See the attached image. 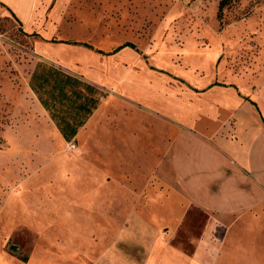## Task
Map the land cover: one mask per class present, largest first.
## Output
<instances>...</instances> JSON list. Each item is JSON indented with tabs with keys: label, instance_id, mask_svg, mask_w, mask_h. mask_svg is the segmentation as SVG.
Segmentation results:
<instances>
[{
	"label": "rangeland",
	"instance_id": "rangeland-1",
	"mask_svg": "<svg viewBox=\"0 0 264 264\" xmlns=\"http://www.w3.org/2000/svg\"><path fill=\"white\" fill-rule=\"evenodd\" d=\"M219 1L64 4L58 23L70 28L58 31L54 39L68 32L73 36L65 38L69 42L88 43L107 57L124 43L135 46L109 56L113 60H103L110 77L100 83L107 94L92 121L71 141L62 138L28 86L38 61L57 63L36 53L40 38L26 33L0 3V247L6 255L21 259L31 252L50 251L61 256L62 242L57 238L68 231L94 237L98 232L110 242L111 233L125 232L132 225L95 224L99 218L125 217L144 208L154 211L164 203L158 160L168 148L162 133L173 128L168 131L164 111L151 97L156 99L166 89L154 87L144 100L142 89H128L127 72L151 71L155 83L164 75L184 91L187 86L231 80L242 88L256 84L264 106V0H229L221 16ZM117 184L122 187L118 197ZM68 219L85 224L65 222ZM206 220L205 212L189 206L180 223L156 226L162 232H176L172 242L190 252ZM71 260L78 262V255ZM55 263L63 259L56 256Z\"/></svg>",
	"mask_w": 264,
	"mask_h": 264
},
{
	"label": "crops",
	"instance_id": "crops-1",
	"mask_svg": "<svg viewBox=\"0 0 264 264\" xmlns=\"http://www.w3.org/2000/svg\"><path fill=\"white\" fill-rule=\"evenodd\" d=\"M70 1L0 0V3L17 18L26 33L40 38L35 42L36 53L57 65L47 63L106 91L100 82L110 77V73L103 60H113L109 56L135 46L124 43L106 53L107 57L88 43L69 42L65 38L73 36L68 32L54 39L58 31L69 27L59 24L58 18L64 4ZM137 63L141 60L137 59ZM125 79L128 89H142L144 100L149 99L145 94L152 88L166 89L156 99L151 97L157 101L159 111L163 109L168 131L173 128L162 133L168 148L158 160V171L164 181V189L160 190L164 203L154 211L144 208L125 217L117 214L99 218L95 224L132 225L125 232L111 233L110 242H104L107 237L102 238L98 232L94 237L87 232L68 231L57 238L58 243L62 242L61 256L50 251L31 252L24 256L27 258L24 261L6 255L0 247V264H60L55 263L56 256L63 259L61 264H72L75 254L79 261L73 264H264V106L259 101L257 85L248 88L242 84V88L231 80L226 84L187 86L184 91L175 83L169 84L164 75L152 82L155 74L145 70L137 74L127 72ZM29 89L42 106L30 86ZM100 107L101 102L80 129L92 121ZM121 190L117 184V197ZM118 203L117 199V207ZM189 206L205 212L207 220L194 248L186 252L172 242L176 232H162L156 225L180 223L184 208ZM76 220L65 222L85 224ZM94 249L100 251L94 253ZM225 257L226 262H221Z\"/></svg>",
	"mask_w": 264,
	"mask_h": 264
},
{
	"label": "trees",
	"instance_id": "trees-1",
	"mask_svg": "<svg viewBox=\"0 0 264 264\" xmlns=\"http://www.w3.org/2000/svg\"><path fill=\"white\" fill-rule=\"evenodd\" d=\"M228 2L219 1L218 16ZM126 45L133 46L131 43ZM28 83L66 141L75 138L107 94L104 89L44 61L36 63ZM26 259L22 257V260Z\"/></svg>",
	"mask_w": 264,
	"mask_h": 264
},
{
	"label": "water",
	"instance_id": "water-1",
	"mask_svg": "<svg viewBox=\"0 0 264 264\" xmlns=\"http://www.w3.org/2000/svg\"><path fill=\"white\" fill-rule=\"evenodd\" d=\"M12 249H14V250H16V248L14 247V245H12V247H11Z\"/></svg>",
	"mask_w": 264,
	"mask_h": 264
}]
</instances>
